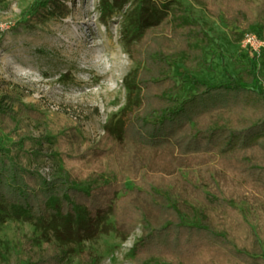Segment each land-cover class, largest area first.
<instances>
[{
	"label": "trees",
	"instance_id": "trees-1",
	"mask_svg": "<svg viewBox=\"0 0 264 264\" xmlns=\"http://www.w3.org/2000/svg\"><path fill=\"white\" fill-rule=\"evenodd\" d=\"M230 2L225 21L251 24L248 1ZM166 8V3L140 0L137 42L131 48L137 67L128 83L138 90L108 128L111 145L95 147L90 155L115 153L119 176L85 189L76 185L80 172L47 179L14 162L0 146V203L15 216H49L57 234L68 239L92 236L110 212L122 236L140 221L143 234L132 248L135 264L162 259L264 264L257 231L231 201L236 196L264 200V90L249 85L256 79V63L251 60L238 80L206 84L195 79L193 89L183 93L184 82L171 73L172 60L187 63L191 54L200 60L210 35L190 15L177 9L169 14ZM5 103L0 102V115L14 116ZM195 208L198 220L185 219Z\"/></svg>",
	"mask_w": 264,
	"mask_h": 264
},
{
	"label": "rangeland",
	"instance_id": "rangeland-1",
	"mask_svg": "<svg viewBox=\"0 0 264 264\" xmlns=\"http://www.w3.org/2000/svg\"><path fill=\"white\" fill-rule=\"evenodd\" d=\"M156 1L166 3L169 14L177 9L190 15L210 35L200 60L194 54L186 55L187 63L172 60L171 73L184 82L183 93L193 89L195 79L206 84L238 80L251 60L257 69L249 85L264 90V45L254 51L243 42L246 33L264 41V0H247L253 21L246 27L225 21L230 0H208L210 6L201 0ZM50 2L0 0V102L6 100L14 111V116L0 115V146L14 162L47 179L80 172L76 185L89 189L120 174L115 153L90 155L95 147L111 145L108 128L138 90L128 83L137 67L131 48L137 42L140 0L120 6L113 0ZM126 183L133 185L131 178ZM231 201L264 248V200L236 196ZM198 211L185 219L198 220ZM98 227L90 237L61 238L49 216H15L0 203V264H135L132 248L143 223L122 236L110 212Z\"/></svg>",
	"mask_w": 264,
	"mask_h": 264
},
{
	"label": "built area",
	"instance_id": "built-area-1",
	"mask_svg": "<svg viewBox=\"0 0 264 264\" xmlns=\"http://www.w3.org/2000/svg\"><path fill=\"white\" fill-rule=\"evenodd\" d=\"M243 40L244 44L249 45L254 51H258L264 45V41L255 33H246Z\"/></svg>",
	"mask_w": 264,
	"mask_h": 264
}]
</instances>
